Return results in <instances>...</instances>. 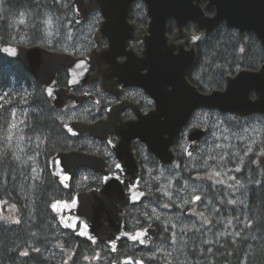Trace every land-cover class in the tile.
I'll return each instance as SVG.
<instances>
[{"label": "water", "instance_id": "1", "mask_svg": "<svg viewBox=\"0 0 264 264\" xmlns=\"http://www.w3.org/2000/svg\"><path fill=\"white\" fill-rule=\"evenodd\" d=\"M134 1L73 0L77 18L83 19L95 10H100L105 18L94 34V39L97 42L100 38L106 37L110 43L109 49L99 54L92 52L90 58L77 59L70 54L50 51L40 45L19 44L0 46V54L20 61L38 83L45 86L46 94L55 108L63 107L66 101V96L56 92L57 72L62 65H65L70 72L71 88L77 84H86L102 78L104 88L112 91L108 85L114 77H117L125 85L140 86L147 93L153 94L154 81L158 79L170 81L166 85L174 87L171 96L176 97L180 105L178 111L168 113L161 97L160 100L157 99V111L148 117L151 120L149 129L146 119L139 125L142 139L147 143L149 151L162 164L175 163L176 156L171 147L192 113L198 108L217 109L240 117L253 114L264 116V64L258 70L242 69L233 76H227L223 90L201 93L190 85L186 78L196 61L194 48L200 35H190L184 30L188 22L193 21L200 32L208 35L221 23L226 22L229 27L239 30L240 34L254 33L264 47V0H143L148 6L151 20L149 34L143 37L145 57L141 59H135L131 52L125 51L129 39L140 37L132 34L135 28L128 23L129 7ZM202 2L207 3V8L216 9L214 16L206 15L201 7ZM170 18L175 19L178 27V31L173 36L167 34V22ZM138 35H141V32ZM183 36L191 44V49L188 51L184 50V41L174 43ZM177 48L180 51L175 54ZM119 53L128 56L125 64L114 63ZM101 61H104V65L100 64ZM91 62L98 64V72L89 77L87 71ZM107 64L113 65L105 66ZM145 68L149 71L142 75L141 70ZM177 75L181 78L180 84L174 83ZM84 99L81 97L79 101ZM108 125L109 122L103 121L94 124L72 122L65 125V129L72 136L89 133L95 138L102 139L105 137L102 129ZM126 132L132 138L138 135L131 126H128ZM206 133L205 128L190 129L187 156L196 150ZM253 165L264 169V156L255 158ZM79 167L99 173L104 171L105 165L100 157L80 151L59 152L50 158V169L65 188L70 184L73 170ZM119 185L118 181L106 177L105 185L101 190L77 193L70 202L54 201L51 209L64 229L76 231L80 223L81 227L76 234L89 241L96 242L102 233H110V230L119 234L122 232L119 238L141 240L140 233L123 232L120 213L125 205L139 204L147 194L139 191L137 186H132L131 195L126 198L125 192L120 190ZM64 210L75 214L70 224L63 216ZM105 222L109 223L108 227H104Z\"/></svg>", "mask_w": 264, "mask_h": 264}, {"label": "flooded vegetation", "instance_id": "2", "mask_svg": "<svg viewBox=\"0 0 264 264\" xmlns=\"http://www.w3.org/2000/svg\"><path fill=\"white\" fill-rule=\"evenodd\" d=\"M71 1L74 13V2L73 0ZM206 6L207 3L202 2L201 7L206 15L214 16L216 9L214 7L207 8ZM104 19L100 10L91 12L83 19L78 18L81 25L94 21L93 24L95 25L93 27L92 38H94V34L99 30L100 24ZM150 20L147 4L143 0H135L129 7L128 23L135 28L132 34L140 37L139 39H129L125 48L126 52H131L136 57L135 59L145 57L143 37L149 34L148 28ZM221 26L236 30L240 34L239 30L229 27L226 22L221 23L217 28ZM167 29L169 35H174L178 30L174 18L168 19ZM185 31L188 34L200 35L197 24L194 22H189L185 27ZM140 32L141 35H138ZM179 41H185V38L182 37L178 41H175V43ZM92 42L89 45L90 48H84L82 51L77 48L52 50L60 53H69L75 58H90L92 52L99 54L109 49L110 43L106 37L100 38L97 42L93 39ZM184 47L186 51L191 49L190 44L187 42H185ZM179 51V48H177L174 52L178 54ZM127 60L128 56L125 53H119L114 63L116 65H122ZM101 63L104 65V61H101ZM111 65L113 64H107L105 66ZM148 71L147 68L142 69L141 74H147ZM97 72L98 64L91 62L88 67L87 76L92 77ZM187 79L198 91L203 92L196 84L190 81L189 75H187ZM70 80L71 75L68 68L62 65L57 72L56 92H60L63 96H66L65 104L62 108H54L51 101L47 98L50 106L54 110L56 120L63 128V131L60 130L58 132V137L61 135L62 144L55 145L54 143L53 150L55 152L49 156L46 165H42L39 178H37L39 185L37 187L36 197L41 194L40 189L47 191L48 209L55 217V220L51 223L47 220L48 224H46L49 225V234L55 240L49 239L47 245L41 244L40 240L36 239V236H33L37 233H34L32 230L33 233L29 238L30 243L24 246L22 245L18 249L20 255L25 258L24 264H44L42 263L44 258L52 259V264H170L169 242L171 241V232L165 222L166 218L163 215L158 217L153 212L154 207L160 206H154L149 203L155 198V191L149 184V180L154 179L156 174L167 170L172 165L162 164L149 151L147 143L142 139L139 125L146 119L149 123L147 129H149L151 120L148 117L157 111V99L160 100L161 97L163 98V103L168 113L178 111L180 105L176 97L171 96L174 87L166 85L170 81L158 79L156 82H153L155 92L150 94L140 86L125 85L117 77H114V80H111V84L108 85V88H111L112 91L104 88L102 78L89 81L86 84H77L72 88L70 87ZM174 83H181L179 75L176 76ZM41 87L46 95L45 87ZM81 97L85 99L79 101ZM202 111L210 112L214 110L196 109L187 125L177 135L174 145L171 147L173 154L176 156V164H179V168L200 152L202 142L209 134L207 128L206 136L202 138L197 149L190 156H187L186 149L189 143V131L194 126L203 127L198 122ZM164 119L163 117L162 120ZM76 121L87 124L103 121L104 123L109 122L110 125L102 129V133L105 136L102 139L95 138L89 133L72 136L64 126ZM128 126L135 129L138 135L132 138L126 132ZM118 130L124 131L122 132L123 134L117 133L116 131ZM70 151H81L100 157L104 161V171L96 173L83 167L74 169L70 184L65 188L59 182L58 178L54 177L50 169V158L58 152ZM116 165H120V167L117 168ZM86 175H97L98 183L91 185L89 181H86L77 185L76 181L81 176L84 178ZM106 177H111V179L120 183L118 187L121 191L125 192L126 198H129L131 195L130 191L132 186H137L139 191L147 193L145 199L139 204L125 205L120 213L123 232L125 234L140 233L141 240L132 241L128 238H119L122 232L119 234L110 230V233H102L100 239L92 242L76 234L81 227L80 223L77 225L76 231L64 229L59 224L57 215L52 212L51 204L54 201L61 200L70 202L77 193L101 190L105 185ZM195 201L197 202L198 200ZM201 202L203 201L199 200V203ZM63 216L66 218L67 223L70 224L75 214L73 212L68 213L64 210ZM54 225L55 229L52 228ZM108 226L109 223L105 222L104 227ZM24 253H27V255H24Z\"/></svg>", "mask_w": 264, "mask_h": 264}, {"label": "rangeland", "instance_id": "3", "mask_svg": "<svg viewBox=\"0 0 264 264\" xmlns=\"http://www.w3.org/2000/svg\"><path fill=\"white\" fill-rule=\"evenodd\" d=\"M36 1L44 3H39L38 15L11 16L14 19L8 24L7 32L15 37L14 44L25 45L29 34L40 37V45L57 50L90 48L94 21L76 24L70 0ZM49 3H54V7H49ZM198 120L209 130L200 152L186 162L185 169L174 164L149 180L155 189L154 201L149 203L161 204L153 212L166 218L171 232L170 264L207 263L212 259L213 245L246 234L250 226L248 178L253 176L249 164L264 156V118L258 115L239 118L215 110L202 111ZM43 161L41 136L23 127L18 111L2 114L0 168L5 169V174L0 178V223L18 224L23 218L20 211L23 214L31 211V207L32 210L39 207L37 178ZM256 170L257 181L264 182V169ZM216 172L220 175L216 176ZM86 181H91V176H81L76 184ZM6 192L17 197L19 203L8 199ZM196 196L203 202H196ZM159 199L162 201L156 204Z\"/></svg>", "mask_w": 264, "mask_h": 264}, {"label": "trees", "instance_id": "4", "mask_svg": "<svg viewBox=\"0 0 264 264\" xmlns=\"http://www.w3.org/2000/svg\"><path fill=\"white\" fill-rule=\"evenodd\" d=\"M39 3L36 0H4L0 7V46L16 43L15 37L7 32L8 24L12 23L16 16L24 14L29 17L34 13L38 15L40 13L37 11L38 5L44 4ZM48 6L54 7V3H49ZM28 36L25 45L41 44L40 37L29 34ZM253 49L256 51L252 52ZM196 53V63L189 73V79L203 92L222 90L225 88L227 76L235 75L242 69L258 70L264 64V48L256 36L240 35L236 30L226 26L217 28L207 36L202 35L196 45ZM15 110L18 111L23 127L28 132L41 136V147L44 151L42 165H46L49 156L55 152L54 143L62 144L61 135L58 137V132L63 131L62 125L56 120L54 110L42 87L22 63L0 54V119L5 112ZM249 165L253 174L248 178L250 226L242 237L234 239L228 237L218 245H213L212 259L203 264H264V182L261 179L257 181L254 175L257 168L253 166V161ZM185 166L186 164H183L181 168L185 169ZM3 174L5 169L0 168L2 179ZM239 177L245 178L243 174H239ZM89 182L91 185L98 183L97 175H91ZM40 190L42 193L38 196L39 207L23 214V211H20L21 216L23 215L20 223L14 225L0 223V264H24L25 258L20 255L18 249L30 243L29 238L33 232L37 233L33 236H36L41 244L47 245L49 239L55 240L49 234V225H46L47 220L51 223L55 217L48 209L47 191ZM5 196L19 203L16 201L17 197L7 192ZM161 201L162 199H159L155 203ZM52 228L55 229V225ZM42 263L52 264V259L44 258Z\"/></svg>", "mask_w": 264, "mask_h": 264}, {"label": "snow or ice", "instance_id": "5", "mask_svg": "<svg viewBox=\"0 0 264 264\" xmlns=\"http://www.w3.org/2000/svg\"><path fill=\"white\" fill-rule=\"evenodd\" d=\"M0 3H2V0H0ZM48 23H51V21H48ZM149 103H151V101H149ZM117 168L120 167V165H116ZM216 176H219L220 173L219 172H216L215 173ZM222 183V181H220ZM195 200H200V197L199 196H196L194 197ZM229 203H235V201H229ZM24 255H27V253H24Z\"/></svg>", "mask_w": 264, "mask_h": 264}, {"label": "bare ground", "instance_id": "6", "mask_svg": "<svg viewBox=\"0 0 264 264\" xmlns=\"http://www.w3.org/2000/svg\"><path fill=\"white\" fill-rule=\"evenodd\" d=\"M52 142V141H51ZM54 142V141H53ZM56 142V141H55ZM56 145V144H55ZM235 253V252H234Z\"/></svg>", "mask_w": 264, "mask_h": 264}]
</instances>
